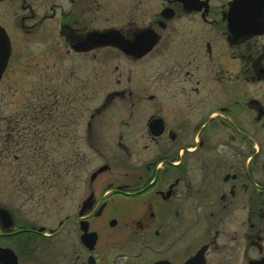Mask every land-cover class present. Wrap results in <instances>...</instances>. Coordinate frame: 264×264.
I'll return each instance as SVG.
<instances>
[{
	"label": "flooded vegetation",
	"instance_id": "af4514ba",
	"mask_svg": "<svg viewBox=\"0 0 264 264\" xmlns=\"http://www.w3.org/2000/svg\"><path fill=\"white\" fill-rule=\"evenodd\" d=\"M232 1L0 0V170L63 212L0 201V264L264 258V28Z\"/></svg>",
	"mask_w": 264,
	"mask_h": 264
},
{
	"label": "rangeland",
	"instance_id": "374dc122",
	"mask_svg": "<svg viewBox=\"0 0 264 264\" xmlns=\"http://www.w3.org/2000/svg\"><path fill=\"white\" fill-rule=\"evenodd\" d=\"M37 60H38V65L35 68H33V73L34 75L36 74L35 77L39 75V73H42L43 70L49 71L51 73L56 72V74L62 71H68L66 69L71 66V61H72V60H66L64 64L66 63L67 64L65 66L63 64L60 65L57 60H53V59H49L47 60V62H45L44 59H36L35 61ZM48 67L50 68L48 69ZM113 70H114L113 66H111L110 69L107 71L102 68H98V73L99 75L104 74L105 78L107 77L114 78V75L112 74ZM108 71L109 73L106 74V72ZM25 73L26 71H24L23 69L18 70L17 73V88L22 90L28 88V86H26L27 81L29 83L31 81H35V77L34 79H30L28 78L29 75ZM106 86H110L108 82H106ZM113 86H114V80H113ZM9 98H10L9 96H6L7 99L6 102H10ZM20 99L21 96H18L17 100ZM10 162L11 161H8L6 163H10ZM55 164H57V160ZM3 167H6V165L4 164ZM52 169L55 171V174L58 173V169H59L58 167L53 166ZM17 187L18 186L14 183V181H11L9 179V175L6 173V171L0 170V201L5 202L10 207L14 204V201L16 200L17 207L22 208L23 210H26L28 213H30L34 217V221L38 223L45 222L46 218L44 217H54V216L57 217L58 215L63 214V212L60 211L58 205L59 192L57 189L56 178L54 179L50 177L49 183L45 186V188H43V190L42 189L33 190L32 191L34 196L33 198L30 197L29 193L27 195H22L21 193H24V191L19 190ZM10 199L13 202H10L9 201ZM65 210L66 212H69L70 208L66 207ZM241 244L242 247L245 246V241L243 239Z\"/></svg>",
	"mask_w": 264,
	"mask_h": 264
},
{
	"label": "water",
	"instance_id": "95a60500",
	"mask_svg": "<svg viewBox=\"0 0 264 264\" xmlns=\"http://www.w3.org/2000/svg\"><path fill=\"white\" fill-rule=\"evenodd\" d=\"M231 13L229 17L230 32L235 34L236 28L241 30L242 34H257L263 26V9L264 0H233L230 6ZM239 31V30H238ZM239 33V32H238ZM101 39V38H98ZM95 37L87 39V43L95 41ZM7 59H0L2 67ZM199 255L194 256L185 264H196L199 260ZM250 264H264V258L258 261L250 262Z\"/></svg>",
	"mask_w": 264,
	"mask_h": 264
},
{
	"label": "snow or ice",
	"instance_id": "6c2138e0",
	"mask_svg": "<svg viewBox=\"0 0 264 264\" xmlns=\"http://www.w3.org/2000/svg\"><path fill=\"white\" fill-rule=\"evenodd\" d=\"M141 39H144V40H146V39H147V37L145 36V37H142Z\"/></svg>",
	"mask_w": 264,
	"mask_h": 264
}]
</instances>
